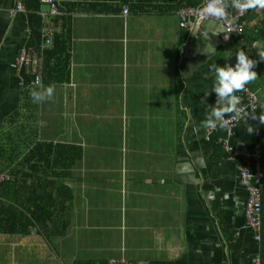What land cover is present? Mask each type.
Listing matches in <instances>:
<instances>
[{
    "label": "crops",
    "instance_id": "0c3cea01",
    "mask_svg": "<svg viewBox=\"0 0 264 264\" xmlns=\"http://www.w3.org/2000/svg\"><path fill=\"white\" fill-rule=\"evenodd\" d=\"M26 1L0 2V167L11 173L0 192V264H252L262 255V237L259 243L247 226L239 167L255 164L228 157L218 141L223 130L206 140L202 121L216 102L209 65L235 66L244 50L257 61L258 78L246 89L259 107L229 141L235 149L259 144L264 157V124L252 118L264 111L257 51L264 47V10H250L243 33L224 42L223 27L212 21L181 28L178 10L193 0H58L57 26L71 44L70 83L55 82L54 98L36 104L34 84L17 67L29 15H8ZM39 143L82 150L66 183L84 201L73 200L63 236L49 234L52 223L37 205L52 206L43 184L55 181L43 155L33 154Z\"/></svg>",
    "mask_w": 264,
    "mask_h": 264
},
{
    "label": "built area",
    "instance_id": "2783aa9c",
    "mask_svg": "<svg viewBox=\"0 0 264 264\" xmlns=\"http://www.w3.org/2000/svg\"><path fill=\"white\" fill-rule=\"evenodd\" d=\"M42 3H47L51 5V12L53 16L62 15V11L59 7L57 0H40ZM203 3V2H202ZM202 3L197 7H184L178 10V15L180 18V26L183 29H193L197 27L195 22L199 18L198 26L202 25L204 22H208L202 12ZM21 12L25 11L24 5L20 4L16 9ZM9 10V16L16 15V11ZM130 9L126 8L125 13L129 14ZM44 17V26L42 30L43 42L41 49H37L33 46H27L18 55L17 66L19 71L22 72L23 69L27 70L30 76H36L37 81L42 82V71L45 67V51L52 50L55 46V40L57 33L60 31L55 21H49L47 14L40 13ZM249 14L248 12L240 13L233 8L228 9V19L222 21L219 24L223 27L225 33L223 36V41L228 42L232 36H240L244 31L245 18ZM238 96L242 99L245 97L243 104L239 105L240 111L226 116V124L223 128L217 126L216 128H207L205 138L210 140V136L213 133H217L220 130L225 131L224 135L218 138L219 143L223 146L224 150L227 152L228 157L231 160H236L238 158L244 157L247 160L256 161L254 168L248 165L241 164L240 170V183L243 187L247 189L248 200L245 204V210L248 217V225L250 229H254L257 233V239H261V233L263 228V216H262V201H263V181L264 174L262 169V155L260 151V145L257 144L254 150L251 149H235L232 147L229 139L232 135V129L235 125L242 120L244 116L257 110L259 107V98L250 92L245 90L243 92H238ZM260 136V132L258 133ZM7 175L0 172V184L4 182ZM108 264H146L144 262L135 261L132 262L128 259L112 260ZM252 264H263V257L261 254H256L252 258Z\"/></svg>",
    "mask_w": 264,
    "mask_h": 264
},
{
    "label": "trees",
    "instance_id": "16d2710c",
    "mask_svg": "<svg viewBox=\"0 0 264 264\" xmlns=\"http://www.w3.org/2000/svg\"><path fill=\"white\" fill-rule=\"evenodd\" d=\"M200 1L201 0L189 1L188 7L199 6L198 3ZM20 4H22V2H18L16 5H14L9 10L16 9L17 6ZM25 6L27 7V10H28L29 24L32 30V37L30 39L29 46H33L37 49H41L42 42H43V34H42L43 19L41 18L39 13L40 11H42V2L40 0H28L26 1ZM14 11H16V14L22 13L19 10H14ZM141 11H146V10H141ZM56 23L57 25H59V23H61V19H57ZM64 36H66L65 31L59 32V35L56 38V47H55L56 49L50 50L47 53L46 62H45L46 74H45L44 82L43 81L41 82L45 86L53 85L55 82H59V83L61 82V84L70 83V79L66 78V74L69 72V69L71 66V54H69V49L71 47V44L68 41L64 42ZM22 73L28 85L34 84L36 86L37 84L36 76H33L32 74V76L26 77V74H27L26 69H23ZM50 79L54 81L49 82ZM34 85L33 87H35ZM214 139L215 141H217V136H213L211 138V141H214ZM221 147L223 146L221 145L220 148ZM33 154H35L37 158L39 154L43 155L41 157L42 158L41 162H44V163L47 162L50 164L51 170H52L51 175H54V178H55V181L50 180V182H48L47 184H43L44 189L48 191L47 195H50L51 197V202H52L53 207L51 206L50 208H48L47 206H43L39 202V204L37 205L39 207L40 214H42L43 212H47V215L46 217L44 216V218H45V221L50 220L52 223L51 228H50L51 231L49 232L50 235L63 236L66 234L69 224H70L71 204L74 200L73 199L74 198L73 189L70 185L66 183V181L70 177L71 170L73 169L74 165L82 157L81 147L73 145V144H63V143H60L57 145L53 143L51 144L39 143L37 144V147L34 150ZM263 158L261 160L262 167H263ZM253 163L256 164V161L254 160ZM0 172L5 173L8 179L11 178V173L9 171H6V169L2 170V168L0 167ZM1 184H0V192H1V189H3V187L7 186V184L5 185V183L2 186ZM59 187H60L61 194L55 195L54 194L55 191L53 192V188L58 189ZM53 208L56 210L55 212ZM261 210H262L261 213L263 216V228H262V233H261L262 242L261 243H262V257H263V264H264V181H263V201H262ZM245 218L247 221V226L249 228L246 210H245ZM37 219L39 220V218ZM0 227L3 228L1 224H0ZM250 230L254 233V237L256 238L257 237L256 231L254 229H250ZM258 242L260 243V240H258ZM137 261L138 260H136V262ZM74 264H98V263L95 261L78 260Z\"/></svg>",
    "mask_w": 264,
    "mask_h": 264
},
{
    "label": "clouds",
    "instance_id": "9594fccd",
    "mask_svg": "<svg viewBox=\"0 0 264 264\" xmlns=\"http://www.w3.org/2000/svg\"><path fill=\"white\" fill-rule=\"evenodd\" d=\"M24 7L26 10L23 12L27 13V7L25 5ZM230 7L240 13H245L250 10H264V0H203L202 12L206 19L211 20L213 23L218 25L220 22L226 21L228 19V9ZM61 11L63 13V10ZM40 13L47 14L48 20L55 22L61 16H53L51 10L50 13L44 11H40ZM40 16L43 19L44 26V17L41 14ZM195 24L198 26L199 18H197ZM208 32L205 33V38L207 41ZM213 33L218 34L219 32ZM207 47L214 49V47L209 43H207ZM253 47H257V45L254 44ZM48 51L50 50L45 51L44 54L45 62ZM257 51L260 59L264 60V47L258 48ZM235 55V66L227 63L223 67L216 63L209 65V72L213 74V85L211 91L216 94V102L213 105H209V111H207L205 114V119L202 121V124L205 127L216 128L219 126L220 128H223L226 124L225 117L240 111L239 105L241 103V98L237 95V93L245 91L246 86L258 78L256 71L253 70L257 64V61L250 59L248 53L242 49H238ZM45 74L46 64L44 70L42 71L43 82ZM207 93L208 92H206V94ZM29 94L32 102L36 104L43 103L47 100H52L55 94V85L45 86L37 81L36 86L31 88ZM252 118L258 119L260 123L264 124V111H261L258 116L252 115ZM246 131L251 134L254 132V127L249 125L246 128Z\"/></svg>",
    "mask_w": 264,
    "mask_h": 264
},
{
    "label": "rangeland",
    "instance_id": "374dc122",
    "mask_svg": "<svg viewBox=\"0 0 264 264\" xmlns=\"http://www.w3.org/2000/svg\"><path fill=\"white\" fill-rule=\"evenodd\" d=\"M42 4H45V5H47V6H49V8H51V5H49V4H47V3H42ZM125 11H126V9H125ZM28 27H29V29L27 30V34H28V41H27V44H26V46L28 45V43L30 42V39H31V37H32V30H31V27H30V24H29V20H28ZM0 43H1V40H0ZM25 46V47H26ZM24 47V48H25ZM24 48H21L20 50H19V52H21V51H23L24 50ZM19 55V54H18ZM18 67V66H17ZM19 70V69H18ZM81 186L82 185H79L78 186V189H81ZM87 195H88V192H87ZM73 199H76V200H78V201H80V203L81 202H83L84 200H83V198L81 197V191H74V198ZM80 205V204H79ZM81 207L83 208V205H81ZM3 231V230H2ZM4 232V231H3ZM2 232V233H3ZM112 260H110V262H111ZM132 262H135V261H133L132 260ZM140 262H144V261H140ZM144 263H146V262H144ZM147 264V263H146Z\"/></svg>",
    "mask_w": 264,
    "mask_h": 264
}]
</instances>
